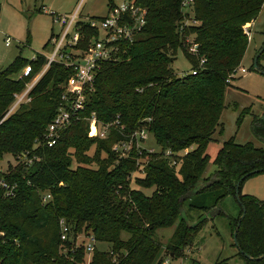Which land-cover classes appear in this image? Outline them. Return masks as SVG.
<instances>
[{
    "label": "trees",
    "instance_id": "16d2710c",
    "mask_svg": "<svg viewBox=\"0 0 264 264\" xmlns=\"http://www.w3.org/2000/svg\"><path fill=\"white\" fill-rule=\"evenodd\" d=\"M182 1L140 0L148 9L144 32L121 49L118 61L103 64L86 93L85 109L53 147L45 144V136L64 106L74 69L53 63L30 93L31 101L9 116L47 59L19 55L0 71V161L11 155L17 162L12 171L0 172V180L18 185L17 195L0 203V231L6 233L0 264H84L91 236L96 240L91 264H162L167 258H185L205 224L181 218L186 206L189 212L208 214L229 196L236 197L243 177L264 170V148L239 144L233 137L213 161L215 174L203 180L211 162L209 146L219 129L224 132L227 89L249 47L245 28L258 19L264 0H195V24L188 26ZM84 30L83 48L97 35ZM190 36L199 45L197 56L188 52ZM180 50L196 75L175 73ZM29 65L31 76L18 78ZM249 111H243L238 125ZM93 115L99 129L110 126L106 138L90 136ZM142 130L155 138L161 153H149L132 138ZM253 131L264 142V118L255 119ZM131 142L126 154L114 150ZM23 153L31 164L17 161ZM138 172L143 176L135 177ZM255 175L241 184V209L231 224L234 233L245 207L237 240L246 264H264L246 257L264 256V202L242 192ZM201 181L205 186L195 194ZM42 194L50 200L44 202ZM61 220L71 227L67 242L61 240ZM175 225L169 242L162 244L158 231ZM80 234L86 240L80 242ZM102 244L105 250L99 248Z\"/></svg>",
    "mask_w": 264,
    "mask_h": 264
},
{
    "label": "rangeland",
    "instance_id": "374dc122",
    "mask_svg": "<svg viewBox=\"0 0 264 264\" xmlns=\"http://www.w3.org/2000/svg\"><path fill=\"white\" fill-rule=\"evenodd\" d=\"M0 1L2 4L0 14V71L6 69L19 55L31 61L38 54L46 57L53 55L54 46L52 44L47 46V43L52 34L58 35L61 32V27L54 24L51 14L55 13L66 17L76 14L79 19H85L103 18L109 12L108 0ZM246 27L250 33V43L241 65V68L245 69L246 72L239 71L227 89V107L221 118L224 132L220 133L219 129L214 136L215 141L209 146L207 153L211 157V162L203 180L215 174L217 167L213 161L223 144L229 139L235 137L239 144L252 143L257 148H264V142L253 131L255 119L264 118V74L255 69V62L264 48V7L254 24ZM8 39L11 42L9 46L6 45ZM260 66L264 69V56L260 59ZM173 69L181 78L192 72V65L182 50L176 56ZM22 75L23 71L17 77L24 79L25 77ZM32 82H34L33 79L26 84L25 88L27 89ZM246 109L250 111L244 115L240 125H238V120ZM140 146L149 152L161 153L155 138L150 134L145 141L140 143ZM129 149L130 146L128 145L120 148V151L127 152ZM89 154L93 155L94 149ZM180 155H185V152L180 153ZM16 165L17 162L14 157L6 155L0 161V172H10L12 171L10 166L14 169ZM134 176L142 177L143 174L138 172ZM203 186H205V182L201 181L198 188ZM132 187L140 189L134 183ZM242 189L244 194L264 202V173L248 178ZM143 191L148 195L152 194V190ZM240 209V203L234 196H229L219 207L208 214L197 211L189 212L188 206H186L181 218L194 224L204 220V218L206 221L197 234L194 246L186 251V257L172 259L171 264H246V261L239 256L240 250L236 246L231 226L232 219L239 215ZM175 228L176 225L159 230L157 233L158 240L166 245ZM78 238L80 242L86 240L82 234ZM99 248L105 250L107 247L102 244Z\"/></svg>",
    "mask_w": 264,
    "mask_h": 264
},
{
    "label": "built area",
    "instance_id": "2783aa9c",
    "mask_svg": "<svg viewBox=\"0 0 264 264\" xmlns=\"http://www.w3.org/2000/svg\"><path fill=\"white\" fill-rule=\"evenodd\" d=\"M109 12L106 17L85 18L79 19L76 14L66 17L59 16L55 13L51 14L54 24L61 27V32L58 35L53 34L51 43L54 46V52L51 57H46L47 64L43 71L38 74L25 91L18 95L16 102L10 109L7 116L12 114L21 104H26L31 101L30 93L40 78L46 73L53 63H59L66 68L74 69V75L68 80L66 92L63 96L64 106L59 109V113L48 127L45 144L48 147H53L57 144L61 137V133L68 129L75 120L79 118V114L85 109L86 93L94 87L97 74L101 70L104 63L116 62L119 60L120 51L125 45L133 43L136 38L142 34L147 25L148 9L143 6L140 0H108ZM195 0H183L181 9L186 17L185 26L195 24L194 14ZM84 27L94 30L97 35L88 40L86 47H81L82 32ZM246 34L250 36L249 30L245 28ZM84 35V34H83ZM195 36L187 38L188 52L192 56H197L199 53V45L194 42ZM11 44L7 40L6 45ZM36 60V57L32 60ZM205 64V60L200 61V67ZM239 71L245 73L246 70L240 68ZM33 70L29 65L23 70L22 77L28 78ZM198 70H192L191 74L196 75ZM90 136L106 138L110 126L98 128V123L95 115L89 120ZM132 138L138 141L139 145L148 138V133L145 130L136 132ZM131 143L116 145L114 150L126 154L131 149ZM130 146V149L120 151L124 146ZM138 145V146H139ZM141 147V146H140ZM156 153V152H149ZM170 156L172 153H165ZM19 163L31 164L32 159L28 153H23L18 156ZM18 192V185L6 179L0 180V203L6 199L14 198ZM43 201L47 202L51 196L42 194ZM61 240L67 242L70 239L71 227L64 220L60 221ZM6 233L0 231V243H5ZM96 240L94 237L87 238L86 244V264H91L92 254L95 251ZM88 257L90 258L88 260ZM172 259L167 258L162 264H171Z\"/></svg>",
    "mask_w": 264,
    "mask_h": 264
},
{
    "label": "water",
    "instance_id": "95a60500",
    "mask_svg": "<svg viewBox=\"0 0 264 264\" xmlns=\"http://www.w3.org/2000/svg\"><path fill=\"white\" fill-rule=\"evenodd\" d=\"M263 53H264V48H263V50L261 51L260 55L258 56V58H257V60H256V62H255V69H256L257 71L261 72L262 74H264V70L262 71V69H261V68L259 67V65H258V62H259V59H260V57L262 56ZM262 172H264V170H258V171L252 172V173L248 174L247 176L243 177V178L239 181V183L237 184V188H236V199L238 200V202L240 203V205H241V201H240V187H241V184H242L243 181H244L247 177H249L250 175H254V174H258V173H262ZM203 187H204V186H203ZM203 187H202V188H203ZM202 188H198L197 190L194 191V193L196 194V193H197L200 189H202ZM242 208H243V214H242V216H241V218H240V220H239V222H238V226H237V228H236V230H235V232H234V240H235L236 246L238 247V249L240 250L241 253H243V252L241 251V249H240V247H239L237 237H238V233H239V230H240V227H241L242 220L245 218V215H246V208H245V207H242ZM205 219H206V218H204V220H203V219L200 220L199 222H201V221L204 222V221H206ZM187 221H188V220H187ZM188 222L191 223L190 221H188ZM199 222H198V223H199ZM191 224H194V223H191ZM195 224H197V223H195ZM246 257H247V259H249V260H251V261H256V262H259V261L264 260V256H261V257H258V258H252V257L246 255Z\"/></svg>",
    "mask_w": 264,
    "mask_h": 264
},
{
    "label": "crops",
    "instance_id": "0c3cea01",
    "mask_svg": "<svg viewBox=\"0 0 264 264\" xmlns=\"http://www.w3.org/2000/svg\"><path fill=\"white\" fill-rule=\"evenodd\" d=\"M254 24V23H253Z\"/></svg>",
    "mask_w": 264,
    "mask_h": 264
}]
</instances>
